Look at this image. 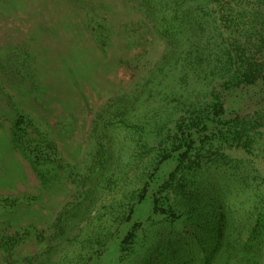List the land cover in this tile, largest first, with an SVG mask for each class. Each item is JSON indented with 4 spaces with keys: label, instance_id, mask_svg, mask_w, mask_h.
<instances>
[{
    "label": "rangeland",
    "instance_id": "rangeland-1",
    "mask_svg": "<svg viewBox=\"0 0 264 264\" xmlns=\"http://www.w3.org/2000/svg\"><path fill=\"white\" fill-rule=\"evenodd\" d=\"M139 4L0 0V264H264V0Z\"/></svg>",
    "mask_w": 264,
    "mask_h": 264
},
{
    "label": "trees",
    "instance_id": "trees-1",
    "mask_svg": "<svg viewBox=\"0 0 264 264\" xmlns=\"http://www.w3.org/2000/svg\"><path fill=\"white\" fill-rule=\"evenodd\" d=\"M185 1L187 0H140L141 4H139V6L145 15L144 17L151 20L154 30L158 33V35L166 38L167 41H172V38L174 37L173 31L181 27L184 20L186 21L185 17H183L184 14L186 13L181 12L182 7L179 8L180 5H184ZM92 14L94 13L92 12ZM91 17L93 18V16ZM163 22H167L169 23V25L164 26ZM192 23L194 24V22ZM96 35L99 38V34ZM208 52L211 53V51ZM170 59L172 58L170 57ZM189 59H190L189 67L190 66L192 67L190 73L192 76L191 79L193 80V91L199 89L201 86L208 87L210 83L213 81L212 79H215L213 78V76L215 75V71H216L214 68H212L211 62H207L208 66L199 65L201 63V60L203 59V52L201 54L199 50L197 51L193 50ZM164 61L165 59L162 60L161 62ZM250 69L251 67L244 69L245 74L243 75L244 76L246 75L245 77H247V74L250 71ZM157 70H159L160 75L163 74L162 68L160 69V66ZM239 73L241 72L238 71L237 74ZM196 96L197 94L193 96L194 98L190 103L191 104L190 109H192V112H194L197 109L196 104L198 98H196ZM210 123L211 121L209 123L205 122L204 124L205 128L209 127ZM22 125H23V117H20L16 120L14 125L12 143L14 147L18 149L19 152L23 155V157L32 163L33 167L40 173V175L42 174L45 176L51 171L52 166H49L48 164L44 163L41 160L42 157L40 153L31 149L28 140L25 137L27 131ZM180 160H182L181 156H180ZM221 227H222L221 228L222 231V229L224 228L223 223ZM131 231L132 230L129 231L128 237L131 234Z\"/></svg>",
    "mask_w": 264,
    "mask_h": 264
}]
</instances>
